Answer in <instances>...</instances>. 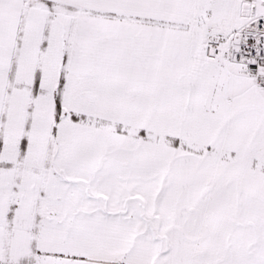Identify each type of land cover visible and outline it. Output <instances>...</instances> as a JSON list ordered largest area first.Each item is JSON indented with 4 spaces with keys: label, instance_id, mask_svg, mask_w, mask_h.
Masks as SVG:
<instances>
[{
    "label": "snow or ice",
    "instance_id": "obj_1",
    "mask_svg": "<svg viewBox=\"0 0 264 264\" xmlns=\"http://www.w3.org/2000/svg\"><path fill=\"white\" fill-rule=\"evenodd\" d=\"M0 264H264V0H0Z\"/></svg>",
    "mask_w": 264,
    "mask_h": 264
}]
</instances>
